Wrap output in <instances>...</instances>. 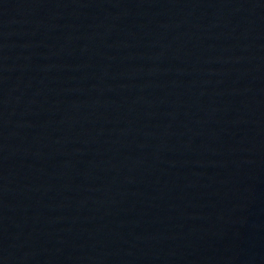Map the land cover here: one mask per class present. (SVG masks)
<instances>
[{"label": "water", "instance_id": "obj_1", "mask_svg": "<svg viewBox=\"0 0 264 264\" xmlns=\"http://www.w3.org/2000/svg\"><path fill=\"white\" fill-rule=\"evenodd\" d=\"M0 264H264V0H0Z\"/></svg>", "mask_w": 264, "mask_h": 264}]
</instances>
